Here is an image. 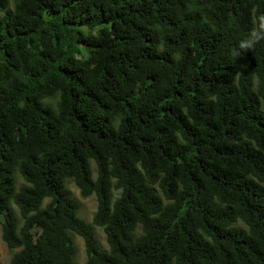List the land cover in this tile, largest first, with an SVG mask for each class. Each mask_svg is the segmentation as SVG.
Returning <instances> with one entry per match:
<instances>
[{
	"label": "trees",
	"instance_id": "16d2710c",
	"mask_svg": "<svg viewBox=\"0 0 264 264\" xmlns=\"http://www.w3.org/2000/svg\"><path fill=\"white\" fill-rule=\"evenodd\" d=\"M0 227L7 264H264V0H0Z\"/></svg>",
	"mask_w": 264,
	"mask_h": 264
},
{
	"label": "rangeland",
	"instance_id": "374dc122",
	"mask_svg": "<svg viewBox=\"0 0 264 264\" xmlns=\"http://www.w3.org/2000/svg\"><path fill=\"white\" fill-rule=\"evenodd\" d=\"M18 183H22V180L18 178ZM67 185L69 189L72 191L75 198H77L80 202L79 208V216L90 222L92 218V214L96 209V198L95 196H89L87 198L81 197L79 190L75 187L72 180L67 181ZM96 235L103 247L105 245V239L101 228H96ZM74 243L76 247L75 252V261L78 264H84L86 260V254L84 250V242L81 237L74 235ZM13 255V251L8 249L4 241L1 239V227H0V262L1 264H7Z\"/></svg>",
	"mask_w": 264,
	"mask_h": 264
}]
</instances>
